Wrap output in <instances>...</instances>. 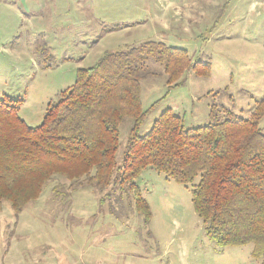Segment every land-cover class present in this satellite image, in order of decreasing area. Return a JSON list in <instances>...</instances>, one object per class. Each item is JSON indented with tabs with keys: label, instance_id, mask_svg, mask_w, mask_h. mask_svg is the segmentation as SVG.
Listing matches in <instances>:
<instances>
[{
	"label": "rangeland",
	"instance_id": "rangeland-1",
	"mask_svg": "<svg viewBox=\"0 0 264 264\" xmlns=\"http://www.w3.org/2000/svg\"><path fill=\"white\" fill-rule=\"evenodd\" d=\"M9 2V3H8ZM0 1V98L20 100L17 116L38 127L48 104L70 87L79 69L105 53L146 42L185 50L209 63L168 87L161 65L145 63L140 103L148 111L139 134L166 109L185 129L222 120V109L247 119L264 96V0H18ZM133 121L119 127L117 159ZM264 134V117L259 123ZM136 185L151 214L148 226L125 197L102 196L85 183L53 176L37 200L16 215L0 211V264H258L253 246L220 248L193 211L190 186L151 168ZM116 199V200H115ZM119 201V202H117Z\"/></svg>",
	"mask_w": 264,
	"mask_h": 264
},
{
	"label": "trees",
	"instance_id": "trees-1",
	"mask_svg": "<svg viewBox=\"0 0 264 264\" xmlns=\"http://www.w3.org/2000/svg\"><path fill=\"white\" fill-rule=\"evenodd\" d=\"M149 60L162 66L168 87L189 71L201 78L210 74L209 63H193L185 50L146 42L79 69L36 128L17 116L20 100L0 98V211L8 203L18 215L57 175L100 192L109 189L100 204L124 196L148 226L151 214L136 180L151 168L191 187L193 211L210 241L220 248L252 244V257L264 264V96L247 119L227 109L222 120L214 119L212 107L213 121L190 129L166 109L140 135L148 112L141 108L140 82ZM124 118L133 124L118 161Z\"/></svg>",
	"mask_w": 264,
	"mask_h": 264
},
{
	"label": "crops",
	"instance_id": "crops-1",
	"mask_svg": "<svg viewBox=\"0 0 264 264\" xmlns=\"http://www.w3.org/2000/svg\"><path fill=\"white\" fill-rule=\"evenodd\" d=\"M1 2H8V0H0ZM21 3H29L30 0H18ZM9 3V2H8ZM92 254H90L88 256V259L83 262L82 264H109L108 262H105L104 259L102 258H97V256H91ZM75 264V263H74Z\"/></svg>",
	"mask_w": 264,
	"mask_h": 264
}]
</instances>
